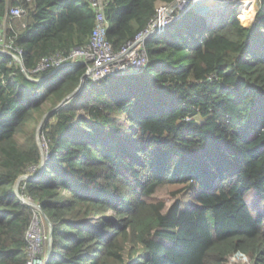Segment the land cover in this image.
<instances>
[{"label": "trees", "instance_id": "obj_1", "mask_svg": "<svg viewBox=\"0 0 264 264\" xmlns=\"http://www.w3.org/2000/svg\"><path fill=\"white\" fill-rule=\"evenodd\" d=\"M94 1L0 0V34L23 52L0 53V264L29 263L27 175L19 194L53 226L48 264H264V0L254 17L232 0L216 26L191 11L148 42L144 73L86 81L48 116L43 168L36 126L86 68L27 75L89 44ZM102 1L119 52L176 0Z\"/></svg>", "mask_w": 264, "mask_h": 264}, {"label": "built area", "instance_id": "obj_2", "mask_svg": "<svg viewBox=\"0 0 264 264\" xmlns=\"http://www.w3.org/2000/svg\"><path fill=\"white\" fill-rule=\"evenodd\" d=\"M14 1L30 3L32 0ZM206 1L208 0H176L171 4L162 5V9H158L155 18L142 33L137 35L134 40L127 43L121 51L114 52L112 45L107 39L109 24L105 17L103 1L96 0L92 5L97 13L96 25L89 44L84 48L73 50L66 58L54 56L43 59L34 74H44L46 72L52 73L42 79L32 78L29 75H27V78L33 82H42L59 70L78 66L86 68L82 84H85L86 81L97 83L110 77H128L142 74L150 65V59L147 52L148 42L155 37L164 35L170 25L185 15L188 9L193 8L192 11H198ZM181 11H183L181 15L173 18L176 13ZM24 14V9L18 6L10 10L9 17L20 19ZM0 53L11 56L16 62L23 65L22 50L15 48L13 43L6 39L3 32L0 34ZM45 147L47 154L43 157V168L49 164L51 160L49 152L47 151L48 148L46 145ZM36 171V168H32L31 174ZM24 177L25 181L34 179V176L31 175ZM19 198L28 206L30 201V204L32 205L31 207L36 211L27 233L28 264H48L49 251L46 252L44 247V236L41 222L42 216L44 215L37 206H33L31 199L22 196Z\"/></svg>", "mask_w": 264, "mask_h": 264}, {"label": "rangeland", "instance_id": "obj_3", "mask_svg": "<svg viewBox=\"0 0 264 264\" xmlns=\"http://www.w3.org/2000/svg\"><path fill=\"white\" fill-rule=\"evenodd\" d=\"M258 1L259 0H239L237 2L238 7H239V12L245 13V15L248 14L251 17L256 16L257 11H258ZM211 3H213V1H210V2H207L206 4H203L202 7L204 6V8H202L200 10L198 9V11L194 10L193 13H195V15L197 17L205 19L209 25H213V26H216L217 24L221 23L231 13V11L234 9V6H235V4L223 3L222 8H216L214 6L210 7ZM219 6H220V4H219ZM158 9L160 10V9H162V7H159ZM192 10H193V8L192 9H188V11L185 14L190 13ZM182 12L183 11L176 13L173 16V18L181 15ZM174 23L175 22H173L172 24H174ZM3 28H4V30L7 29V23H5L3 25ZM48 107L49 106L46 107V110H47ZM50 113L45 112L44 117L40 120V123L36 126L37 130H38V144H39V146H40V148L42 150L43 157H44V155L47 154V152H46V147L44 145L45 144L44 140L41 137V133H42V130H43V128H44V126H45V124H46V122L48 120V116L50 115ZM20 180L17 182V184L15 186V190L18 191V192L21 189L22 183L25 182V179H20ZM176 190H178V189L177 188H171V190L170 189H166V190L163 191L162 195H160V196L165 198V199H167V201L169 203H172V201H171V197H172L171 192L172 191H176ZM191 196H192L191 191L186 192V194L183 196V199L185 201V205L186 206L188 205L189 202L190 203L192 202V197ZM28 204H29V206H32L30 204V201H29ZM38 216H39V214H38ZM41 222H42L43 236H44V247H45L46 252H48L49 251V244H50V241H51V237H50L51 230L49 229V226H48V223H47V220H46L45 216H42ZM52 241H53V237H52ZM228 264H251V261H250L249 258H247V257H245L243 255H237V256L231 258L229 260Z\"/></svg>", "mask_w": 264, "mask_h": 264}, {"label": "water", "instance_id": "obj_4", "mask_svg": "<svg viewBox=\"0 0 264 264\" xmlns=\"http://www.w3.org/2000/svg\"><path fill=\"white\" fill-rule=\"evenodd\" d=\"M213 2H217V3H232L233 1L232 0H212ZM84 87V84H81V86L79 87V89L77 90V92H75L74 94H72V95H70L69 97H67L55 110H53L51 113H50V115L52 114V113H55L56 111H58V110H60L65 104H67L68 102H70L75 96H76V94L78 93V91H80V90H82V88ZM49 115V116H50ZM25 177H21L20 179H24ZM19 179V180H20ZM21 181V180H20ZM20 183V182H19ZM16 194H17V196H19V197H21L20 196V194H19V192L18 191H16ZM35 204L33 203V206H34ZM35 206H37V208L39 209V210H41L42 211V208L40 207V206H38V205H35ZM47 220V219H46ZM47 223H48V226H49V229L51 230V235H50V237H51V241H50V244H49V255H48V261H50L51 260V257H52V237H53V226H52V224L50 223V221L49 220H47Z\"/></svg>", "mask_w": 264, "mask_h": 264}, {"label": "bare ground", "instance_id": "obj_5", "mask_svg": "<svg viewBox=\"0 0 264 264\" xmlns=\"http://www.w3.org/2000/svg\"><path fill=\"white\" fill-rule=\"evenodd\" d=\"M210 1H212V0H208V1H206L204 4H206L207 2H210ZM219 4H220V6H219ZM222 5H223V3L213 2V3H211L210 7H211V6H214V7H216V8H222ZM210 7H209V8H210ZM202 8H204V6L201 7L200 9H202ZM209 8H208V9H209ZM200 9H199V10H200Z\"/></svg>", "mask_w": 264, "mask_h": 264}, {"label": "clouds", "instance_id": "obj_6", "mask_svg": "<svg viewBox=\"0 0 264 264\" xmlns=\"http://www.w3.org/2000/svg\"><path fill=\"white\" fill-rule=\"evenodd\" d=\"M81 91V90H80ZM79 92V91H78Z\"/></svg>", "mask_w": 264, "mask_h": 264}]
</instances>
